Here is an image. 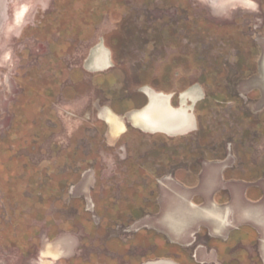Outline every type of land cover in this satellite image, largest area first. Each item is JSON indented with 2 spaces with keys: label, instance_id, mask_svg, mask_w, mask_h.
I'll use <instances>...</instances> for the list:
<instances>
[{
  "label": "rangeland",
  "instance_id": "1",
  "mask_svg": "<svg viewBox=\"0 0 264 264\" xmlns=\"http://www.w3.org/2000/svg\"><path fill=\"white\" fill-rule=\"evenodd\" d=\"M148 92L194 130L137 126ZM241 204L264 222V0H0V264H264V224L190 215Z\"/></svg>",
  "mask_w": 264,
  "mask_h": 264
},
{
  "label": "flooded vegetation",
  "instance_id": "2",
  "mask_svg": "<svg viewBox=\"0 0 264 264\" xmlns=\"http://www.w3.org/2000/svg\"><path fill=\"white\" fill-rule=\"evenodd\" d=\"M109 56L107 53L100 52L98 56L95 59L94 66L97 67H104L109 65ZM147 96V94L145 93ZM148 95L151 98L150 105L145 108L143 112V119H139L134 117L135 124L137 126H141L146 129L155 130V129H161L162 131H167L170 134L174 133H187L189 131L194 130L195 128V122L196 118L194 115L188 113L187 109L180 108V109H174L170 104L171 97L169 95H165L162 93H149ZM198 97V94H194L193 98ZM148 97V96H147ZM105 116V119L108 121L110 126L112 127L113 134H118L123 130V125L118 119L112 115L110 112H106L103 114ZM183 210H179L177 214H175V218L172 216H169V227L171 230H174L175 232H179L184 228V220L183 216H185L184 212L187 210L186 208L182 207ZM186 209V210H185ZM195 209L190 211V215H192L196 219L202 220L199 216H197L195 213ZM188 212V210H187ZM189 214V212H188ZM250 216H253L256 220L260 221L261 223H264L261 219V216H257L258 213H248ZM181 219H180V218ZM259 218V219H258ZM228 222V219L226 221H222L221 225L223 226ZM225 223V224H224ZM218 231V228H217ZM45 255L53 256L54 258H58L60 255H62V252L59 250H54L53 248L46 249ZM159 263H167V264H174L170 261H157V262H150L148 264H159Z\"/></svg>",
  "mask_w": 264,
  "mask_h": 264
},
{
  "label": "crops",
  "instance_id": "3",
  "mask_svg": "<svg viewBox=\"0 0 264 264\" xmlns=\"http://www.w3.org/2000/svg\"><path fill=\"white\" fill-rule=\"evenodd\" d=\"M176 195L178 196L179 194H176ZM185 201L188 203V206L192 205L190 199H188V200L186 199ZM209 207H211V206H209ZM204 208H207V207H203V208L197 207V210L204 209ZM216 209L221 211L223 215L228 213V218H227L228 222L225 225L220 226L219 228H218V226H215L212 223H211L212 226L204 225V228L206 230H208V232H209L208 236L210 238L214 237V238H218V239L222 240L223 238H226L227 234H229L235 230H240L241 227H249V228L257 229V230L259 228L263 227L262 225L264 223H261L260 221L253 218V216H250L248 214V213H259V210L257 209V207L254 208V206H249V205L245 207L241 204L238 207H236L235 205H233V206L229 205L226 207H219ZM257 216L259 217L260 215L257 214ZM217 228H218V231H217ZM192 244L193 243L191 242L190 245H192ZM199 251H202L201 253H203L204 248L201 247V249ZM161 261H163V260H161Z\"/></svg>",
  "mask_w": 264,
  "mask_h": 264
},
{
  "label": "bare ground",
  "instance_id": "4",
  "mask_svg": "<svg viewBox=\"0 0 264 264\" xmlns=\"http://www.w3.org/2000/svg\"><path fill=\"white\" fill-rule=\"evenodd\" d=\"M134 117L138 118V120L143 119V112L136 114V116ZM193 213L199 216L202 220L210 221L213 225L218 226V228L220 227L219 225L222 224L221 222L226 221V219L228 218V213L223 215L221 211L217 210L213 206L199 210L195 209V212ZM159 264H167V263H159Z\"/></svg>",
  "mask_w": 264,
  "mask_h": 264
},
{
  "label": "water",
  "instance_id": "5",
  "mask_svg": "<svg viewBox=\"0 0 264 264\" xmlns=\"http://www.w3.org/2000/svg\"><path fill=\"white\" fill-rule=\"evenodd\" d=\"M172 97V96H170ZM150 100V99H149ZM151 103V100L149 101L148 105L145 107L147 108ZM144 131H148V132H153V133H162V134H166V135H179V134H184L183 132L182 133H174V134H170L169 132L167 131H162L161 129H155V130H150V129H146V128H143Z\"/></svg>",
  "mask_w": 264,
  "mask_h": 264
}]
</instances>
